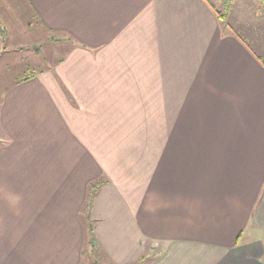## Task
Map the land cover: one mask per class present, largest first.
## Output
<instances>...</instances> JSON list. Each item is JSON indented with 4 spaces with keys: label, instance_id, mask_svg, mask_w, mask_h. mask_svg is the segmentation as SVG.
Returning <instances> with one entry per match:
<instances>
[{
    "label": "crops",
    "instance_id": "1",
    "mask_svg": "<svg viewBox=\"0 0 264 264\" xmlns=\"http://www.w3.org/2000/svg\"><path fill=\"white\" fill-rule=\"evenodd\" d=\"M24 1L46 33L83 47L1 102L0 264H87L79 214L86 178L103 173L96 146L141 142L130 96L155 75L173 80L161 181L119 173L110 155L93 204L100 249L113 264H264V54L205 0ZM12 2L0 22L16 24Z\"/></svg>",
    "mask_w": 264,
    "mask_h": 264
},
{
    "label": "rangeland",
    "instance_id": "2",
    "mask_svg": "<svg viewBox=\"0 0 264 264\" xmlns=\"http://www.w3.org/2000/svg\"><path fill=\"white\" fill-rule=\"evenodd\" d=\"M12 1L13 11L16 12L12 14V18L16 24L7 22L6 18L5 21L0 22V104L5 93L19 81L28 77L30 73H40L52 68L56 63L62 61L68 50L71 49L70 42H67L63 35L57 33L48 34L43 30L42 26L32 18L24 0ZM210 1L221 13L225 14V0ZM257 2L258 0H236V4L238 3L239 7L234 9L232 15L230 14L229 18H227V23L232 31L235 30L240 36L246 37L253 50L262 56L264 54V22L262 20L264 19H260L259 14L254 11ZM21 10L22 14L19 13ZM239 23L244 24L245 28L243 27L244 25L239 26ZM248 29L254 31L248 33L246 31ZM253 34L258 37V43L261 45L258 46L255 42H252L251 35ZM257 40L253 39V41ZM155 62L156 60L152 61L150 65L151 75L156 72L153 71V68H156ZM166 72L172 74V72ZM155 77L156 75L151 76L148 81L142 82L144 90L146 89L144 96L134 97L135 91L133 96H130V101L134 99L141 102L140 104L133 102L131 105L133 128L137 131L141 142H134L130 145L114 146L105 144L96 146V148L102 150L101 170L103 173L99 178L92 180L89 177L86 178L87 182H89L86 186V199L91 182L98 179H109L107 173L111 171L109 158L112 154L122 159V161L116 162L113 160L112 162L114 165L117 163L114 169H117L119 173H124L127 165L128 168L134 171L135 175L144 176V183H148L147 172L149 170L155 171V174L160 176L161 181V137L174 136L172 125L168 126V123H172L174 119L173 96H171L173 80L165 79L161 81V78L155 79ZM129 82L131 85L132 81ZM139 83L141 85L140 81ZM148 90L149 94L147 95ZM151 136L153 137L151 138ZM144 138L146 141H142ZM157 140L160 143H156ZM110 167L112 166L110 165ZM110 181L109 179V184ZM155 181L158 183L157 178H155ZM83 210L84 208H81L79 217L82 222H85L87 230L89 224H87L86 219L82 218ZM91 214L94 220L92 210ZM86 250L87 264H113L101 249L98 252L94 251V254H96L94 257L95 262L93 261L92 263L93 259L90 255L92 250L90 247H87Z\"/></svg>",
    "mask_w": 264,
    "mask_h": 264
},
{
    "label": "trees",
    "instance_id": "3",
    "mask_svg": "<svg viewBox=\"0 0 264 264\" xmlns=\"http://www.w3.org/2000/svg\"><path fill=\"white\" fill-rule=\"evenodd\" d=\"M210 7L214 10V12L217 14L219 20L221 21V23L223 24L224 28H229L230 25L227 23V18H228V7L231 3L232 0H225V5H226V9H225V14L221 13L216 7L215 5H213L211 3L210 0H205ZM240 36V35H239ZM67 42H70L74 45H78L79 47H83L81 44H78L77 41H73L71 38L66 39ZM258 59L262 62V64L264 65V60L261 57H258ZM38 75V73H30L28 77L23 78L21 81H19L16 85L23 83L25 81L31 80L33 78H35ZM1 106V104H0ZM109 183V179L108 180H102V179H98L95 180L94 182H91L89 189H88V195H87V199L83 205V219H86L87 224H89V226H87V236L89 238V246L90 249L92 250L90 255L92 257V261H94V257L96 256V254H94L95 252H98L100 250V246H99V242L95 233V226H94V220L92 219V214H91V210L93 211V204H94V200L95 197L97 196L99 190L106 184ZM87 209V211H86ZM95 251V252H94ZM144 260V259H143ZM95 262V261H94ZM144 262L141 260H139V262H137L136 264H143Z\"/></svg>",
    "mask_w": 264,
    "mask_h": 264
},
{
    "label": "clouds",
    "instance_id": "4",
    "mask_svg": "<svg viewBox=\"0 0 264 264\" xmlns=\"http://www.w3.org/2000/svg\"><path fill=\"white\" fill-rule=\"evenodd\" d=\"M16 199L18 200L19 198L17 197ZM13 203H15V201H13Z\"/></svg>",
    "mask_w": 264,
    "mask_h": 264
}]
</instances>
